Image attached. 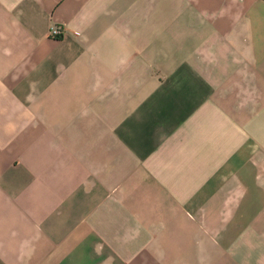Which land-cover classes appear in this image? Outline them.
<instances>
[{
  "label": "crops",
  "instance_id": "crops-1",
  "mask_svg": "<svg viewBox=\"0 0 264 264\" xmlns=\"http://www.w3.org/2000/svg\"><path fill=\"white\" fill-rule=\"evenodd\" d=\"M0 264H264V0H0Z\"/></svg>",
  "mask_w": 264,
  "mask_h": 264
},
{
  "label": "built area",
  "instance_id": "built-area-1",
  "mask_svg": "<svg viewBox=\"0 0 264 264\" xmlns=\"http://www.w3.org/2000/svg\"><path fill=\"white\" fill-rule=\"evenodd\" d=\"M60 28L56 26H52L48 30V36L53 39H59L60 38Z\"/></svg>",
  "mask_w": 264,
  "mask_h": 264
}]
</instances>
